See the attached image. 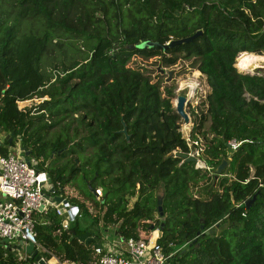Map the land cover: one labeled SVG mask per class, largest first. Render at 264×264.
I'll list each match as a JSON object with an SVG mask.
<instances>
[{
	"label": "trees",
	"instance_id": "1",
	"mask_svg": "<svg viewBox=\"0 0 264 264\" xmlns=\"http://www.w3.org/2000/svg\"><path fill=\"white\" fill-rule=\"evenodd\" d=\"M11 1L14 12L0 2V130L11 133L0 154L19 144L77 206L67 230L54 210L33 212L40 258L98 264L89 233L110 229L125 240L155 230L151 239L165 253L182 246L170 264H264V76L235 69L264 56V0ZM25 20L42 27L21 31ZM197 30L174 47L136 46ZM63 38H80L86 52L69 55ZM156 67L174 77L191 69L205 76L209 92L191 110L189 135L202 139L200 158L210 171L174 156L188 147L170 103L174 85ZM44 95L18 108L16 101ZM54 125L60 128L50 136ZM230 139L240 142L236 149ZM53 157L64 161L49 166ZM86 166L87 193L58 190ZM16 247L0 241V264H37Z\"/></svg>",
	"mask_w": 264,
	"mask_h": 264
},
{
	"label": "built area",
	"instance_id": "2",
	"mask_svg": "<svg viewBox=\"0 0 264 264\" xmlns=\"http://www.w3.org/2000/svg\"><path fill=\"white\" fill-rule=\"evenodd\" d=\"M26 101L29 99L16 101L18 108L30 107L28 104L23 105ZM180 131L188 147L186 153L195 158L194 167L210 171L211 167L200 158V152L204 148L200 136L192 138L189 135L190 129L186 132ZM239 144L235 139L227 141L230 150L236 149ZM19 151L22 149L16 144L6 155L0 154V241L4 238L7 242L9 239H21L24 243H32L38 251L40 247L36 242L34 211L46 214L50 209L54 210L61 217V230H67L72 220H69L67 214L68 207L44 196L51 185L48 183L47 173L35 168L33 161L27 162ZM94 194L99 198L100 188L94 189ZM122 242L124 247L120 249H115L111 241L95 244L92 248L98 257V264H170L168 258L182 248L178 246L165 253L159 244L152 241L150 234L142 235L138 239L130 237Z\"/></svg>",
	"mask_w": 264,
	"mask_h": 264
},
{
	"label": "rangeland",
	"instance_id": "3",
	"mask_svg": "<svg viewBox=\"0 0 264 264\" xmlns=\"http://www.w3.org/2000/svg\"><path fill=\"white\" fill-rule=\"evenodd\" d=\"M2 4H4L7 8H9L11 12H14L15 11V7H14V4L12 5V1L11 0H1L0 1ZM21 31H25L27 32L28 30H38V28L42 27L39 24H37L35 21H32V20H25L23 22V24H21ZM64 42V45H65V48H66V51L69 55H82L86 52V48L85 46L82 44L83 40H81L80 38L78 39H62L61 40V43ZM84 43V42H83ZM57 51L58 50H54L53 51V54L54 56H57ZM237 57V56H236ZM236 57H235V65H236ZM48 63V57L46 55H43L42 56V67L44 69V66L46 69L49 68V66L47 65ZM182 63L180 62L179 64H177V67L178 68ZM187 62L184 63V66H187ZM262 66L261 67H257L255 69H253L252 72L248 71L246 68L243 67V65L239 66V70L237 69V67L235 66V69L239 72H242V73H246V74H251V73H261V74H264V63H261ZM47 65V66H46ZM171 71V75H170V80L168 81L170 84L174 85V97L177 95V94H182L184 96H188V91L189 89L184 87L182 89H179V86H180V81L184 80L187 81L188 79H190V77H192L194 71H196L195 69H191L190 71H188L187 73L183 74V75H179L177 77H174V72L171 70V69H168L166 71H164L163 69H160L159 67H156V72L158 73H166L167 76H168V71ZM243 70H246L248 72H245ZM200 73V72H198ZM167 76L164 77V80L165 82L166 81V78ZM181 78V79H180ZM197 79V80H196ZM195 82H197V86L194 87V90L193 89V95L191 97H187L189 98L188 99V105L186 103L184 109L186 111V113L188 114L189 116V122L187 124L183 123L182 122V119L180 118V122H179V129L180 130H183V132H186L188 129H190L191 125L193 124L191 122V119H192V116H191V110L192 109H195V106L197 105L198 102L202 101L205 97V95L209 92V86L207 85L205 79H204V75L201 73L194 78ZM179 81V82H178ZM202 88V89H201ZM201 89V90H199ZM184 90V91H183ZM174 97L170 100V103H171V106L173 107L174 106V103H173V99ZM43 99H47V96L44 95L42 98L40 97H33L32 99H29V101H26L24 104H28V106L32 107L33 105H36L38 102H40L41 100ZM62 124V123H61ZM60 124V125H61ZM60 125H54L53 127H50L48 129V135L52 136L54 135V133L59 130V126ZM15 149V148H14ZM16 150V149H15ZM14 150V151H15ZM19 153H22L21 151H19ZM78 157H79V163H83L84 162V156L82 154H78ZM54 161L56 162H62L64 161V158L63 159H59V158H49L47 163H49L48 165L49 166H53V163ZM89 170L86 166V168H82L81 171H79V173H77L68 183L64 184V187H63V190L64 192L69 195V196H79V191L82 190L84 193H87V191L89 190L88 188V185H87V182H85L84 180V177L87 176L89 177ZM157 197H160L161 199V195H157ZM81 198V197H79ZM83 201H88L87 200V197H83ZM83 222V221H81ZM156 231L154 230L153 231H150L149 234L153 235L155 234ZM143 235V234H142ZM144 235H148V234H144ZM17 240L18 239H9L7 244L12 246V248L14 249V246L17 245ZM121 243V242H120ZM18 251V254L23 256L25 253L23 251V248H20Z\"/></svg>",
	"mask_w": 264,
	"mask_h": 264
},
{
	"label": "water",
	"instance_id": "4",
	"mask_svg": "<svg viewBox=\"0 0 264 264\" xmlns=\"http://www.w3.org/2000/svg\"><path fill=\"white\" fill-rule=\"evenodd\" d=\"M198 35H201V30H197L193 34H191L189 36H186V37H183V38L170 39L166 43H159L157 41L144 40V41L139 42L136 46L137 47L156 46V47H159L161 49H166V48H169V47H174V46H176L178 44H183V43H186V42H190V41H192ZM129 47H132V45H129ZM251 74H257V75H263L264 76V74H261V73H251ZM170 75H171V71L169 70L168 71V76L166 78V81H169L170 80ZM188 99L189 98H186L182 94H177L174 97V99H173V101H174L173 108H174L175 112L177 113V115L182 119V122L185 123V124H187L189 122V116H188V114L186 113V111L184 109V107H185L186 102H187ZM120 131L124 134V138L127 141L129 139V136L126 133L125 127L123 126ZM10 135H11V133L10 134H5V132L3 130H0V144L5 139H7L8 137H10ZM8 142H10V139H8ZM174 156L180 157V158H182L185 161H191V162H194L195 161V158L193 156L188 155L185 152L176 151V152H174ZM26 160H27V162H29L28 159H26ZM225 165H226V161L223 160V161L220 162V164H218L214 168V172H213V185L215 184L218 175H220L222 173V170L224 169ZM33 166L35 168H37V165L36 164H34ZM48 183L51 184L50 179L48 180ZM58 190H60V191L63 190V187H59ZM56 193H57V188H55L51 184L49 186V188L47 189V191L45 192V195L44 196L47 198V197H50L51 194H53V196H51V199L53 201L57 202V203H60L61 202L65 207H68L67 208V214L69 216V220H73V218H74V216H75V214L77 212V206L70 205L69 202L67 201V199L64 198L63 195H58ZM253 198H254V195L249 200H246L244 202V205H245L246 208L249 207V204L251 203V201L253 200ZM156 203H157V211H158V214H159V216H162L163 215V210H162V206H161V199H160V197H157ZM150 228H152V227L150 226ZM70 231L72 232V230H70ZM209 232H210V230H205L202 233L207 234ZM1 242L7 244V239L4 238ZM22 247H23L24 253L25 254H28L31 258H33L34 261L37 264H46L44 262V260L42 258H40V256L37 254V249L34 248V245L32 243H24L21 239H18L17 249H20Z\"/></svg>",
	"mask_w": 264,
	"mask_h": 264
},
{
	"label": "bare ground",
	"instance_id": "5",
	"mask_svg": "<svg viewBox=\"0 0 264 264\" xmlns=\"http://www.w3.org/2000/svg\"><path fill=\"white\" fill-rule=\"evenodd\" d=\"M261 63H264V56L263 57H260V56H250V57L246 58L244 60V62L241 61L240 62V65H243L244 68H246L248 71L252 72L253 69H255L257 67H261L262 66ZM248 71H246V72H248ZM199 74L200 73H198L197 71H194V73H193L192 77H190V79H188L187 81H185V79L182 80V81H180L179 89H182L184 87L188 88L189 89V91H188V96L189 97H191L193 95V89L197 85L196 83L198 82V81L195 82L194 78L197 77ZM201 89H199V90H201ZM173 103H174V101H173Z\"/></svg>",
	"mask_w": 264,
	"mask_h": 264
},
{
	"label": "crops",
	"instance_id": "6",
	"mask_svg": "<svg viewBox=\"0 0 264 264\" xmlns=\"http://www.w3.org/2000/svg\"><path fill=\"white\" fill-rule=\"evenodd\" d=\"M58 195H60V194H58ZM51 196H53V194H51ZM93 236H94L93 246L95 244H99L101 242L111 241L113 243L115 249H120V248L124 247V243L122 242V240L118 239V241H117L116 236H114V234L112 233V231H110V229L105 230L103 233H100L98 236H95L93 233H89L87 238L90 239ZM141 236H142V234H141ZM119 241L122 243H120ZM17 244H18V240H17ZM15 249L19 250V249H17V247ZM45 263L46 264H74V263H69V262H59L54 257L49 258L47 260V262H45Z\"/></svg>",
	"mask_w": 264,
	"mask_h": 264
},
{
	"label": "flooded vegetation",
	"instance_id": "7",
	"mask_svg": "<svg viewBox=\"0 0 264 264\" xmlns=\"http://www.w3.org/2000/svg\"><path fill=\"white\" fill-rule=\"evenodd\" d=\"M167 82H168V81H167ZM185 97H186V96H185ZM186 98H187V97H186ZM186 103H187V105H188V103H189V102H188V100H187V102H186Z\"/></svg>",
	"mask_w": 264,
	"mask_h": 264
}]
</instances>
